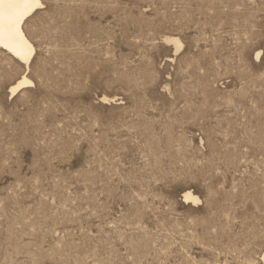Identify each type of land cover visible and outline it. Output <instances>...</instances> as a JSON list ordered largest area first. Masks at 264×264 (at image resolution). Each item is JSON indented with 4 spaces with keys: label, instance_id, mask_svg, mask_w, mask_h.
Listing matches in <instances>:
<instances>
[{
    "label": "rangeland",
    "instance_id": "rangeland-1",
    "mask_svg": "<svg viewBox=\"0 0 264 264\" xmlns=\"http://www.w3.org/2000/svg\"><path fill=\"white\" fill-rule=\"evenodd\" d=\"M41 1L28 71L0 49V264H261L264 0Z\"/></svg>",
    "mask_w": 264,
    "mask_h": 264
},
{
    "label": "bare ground",
    "instance_id": "bare-ground-1",
    "mask_svg": "<svg viewBox=\"0 0 264 264\" xmlns=\"http://www.w3.org/2000/svg\"><path fill=\"white\" fill-rule=\"evenodd\" d=\"M43 8L41 0H0V49L7 52L12 58L26 66L28 71L35 55L36 48L25 33L24 26L39 9ZM180 47L177 38H167ZM260 53H257L259 57ZM34 83L24 74L20 80L10 88V97L15 96L24 88L32 87ZM106 101V100H105ZM186 202L197 203L198 197L188 191L184 194ZM261 264H264V252L260 255Z\"/></svg>",
    "mask_w": 264,
    "mask_h": 264
},
{
    "label": "snow or ice",
    "instance_id": "snow-or-ice-1",
    "mask_svg": "<svg viewBox=\"0 0 264 264\" xmlns=\"http://www.w3.org/2000/svg\"><path fill=\"white\" fill-rule=\"evenodd\" d=\"M11 3H14V0H10V6H11Z\"/></svg>",
    "mask_w": 264,
    "mask_h": 264
}]
</instances>
